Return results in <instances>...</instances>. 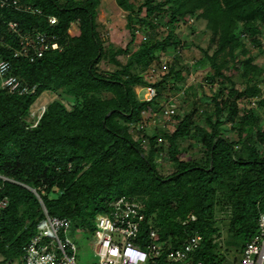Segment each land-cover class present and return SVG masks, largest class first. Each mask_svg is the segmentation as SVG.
I'll use <instances>...</instances> for the list:
<instances>
[{"label":"trees","instance_id":"obj_1","mask_svg":"<svg viewBox=\"0 0 264 264\" xmlns=\"http://www.w3.org/2000/svg\"><path fill=\"white\" fill-rule=\"evenodd\" d=\"M17 2L21 9L0 8V57L10 62L11 75L34 90L12 94L0 87V176L6 179H0V202L6 200L0 208V264L22 263V247L43 220L35 194L49 215L70 220L74 233L93 229L96 217L109 211L110 201L125 196L145 206L140 247H145L143 238L149 229L156 231L157 244L164 249L179 248L188 237L199 235L190 262L225 264L228 250H222L216 238L221 221L226 220L234 248L243 250L264 214V130L242 136L253 117L260 123V110L264 111V64H257L251 54L255 47L264 51V0H143L137 7L120 0L129 10L128 22L134 17L150 30L133 52L129 48L106 52L96 22L100 0ZM185 17L204 22L209 41L200 51L213 70L212 82L220 77L221 83L212 94L215 112L206 120L208 128L196 127L197 132H192L185 116L164 136L169 166L160 172L155 165L161 149L157 136L147 138L145 146L128 128L139 130L169 76L183 80V68L175 63L184 45L171 32L162 39L156 34ZM50 18H55L53 24ZM9 22L16 23L22 35L38 32L54 37L60 49L39 58L14 57V50L21 47L7 28ZM73 23L80 31L76 37L68 35ZM157 51L172 56V63L167 75L151 85L129 65L135 71L158 65ZM122 52L129 56L126 65L116 60ZM106 56L115 66L112 71L99 68ZM228 60L240 65L233 68L244 85L241 92L220 73ZM150 85L155 98L139 99L134 87ZM227 90L236 97L222 102L227 110L223 115L218 98ZM45 91L58 98L46 105L32 126L30 108ZM240 97L256 107H243L239 117ZM61 98L72 100L70 108ZM228 121H237L240 140L221 132L220 126ZM184 137L205 148L202 159H179L175 141ZM31 202L36 206L26 209ZM153 264H166L165 254Z\"/></svg>","mask_w":264,"mask_h":264},{"label":"rangeland","instance_id":"obj_2","mask_svg":"<svg viewBox=\"0 0 264 264\" xmlns=\"http://www.w3.org/2000/svg\"><path fill=\"white\" fill-rule=\"evenodd\" d=\"M64 1V0H59ZM155 2L157 0H154ZM135 7L143 2V0H130ZM129 10L126 6L120 3V0H100L97 7V30L100 34L103 46L108 52L121 50L124 51L129 48V52H133L137 49L140 41L147 36L146 33L150 30L147 27H142L139 22L133 17L128 22L127 14ZM139 16H143L140 13ZM164 20L163 23H165ZM127 25L134 27V30L130 31ZM141 27V28H140ZM74 29V30H73ZM77 23H73L68 31L70 37H74L78 32ZM173 33L176 40L180 41V44L184 45L182 49H179V57L177 68H183L182 77L183 80L177 81L176 78L171 75L169 81L165 83V89L161 91L160 96L155 101V105L152 107V112L146 114L142 120V126L137 129H133L132 125H129L128 131L134 139L142 138V144L148 146L147 138L157 136L158 146L161 147L160 151L155 156V165L160 172H165L168 168L169 163L164 159L166 154L167 143L164 140V136L170 135L177 123L185 116H188L191 122V131L197 132L196 127L208 128L207 118L213 117L215 112V106L212 101V94L221 83L220 77L212 82L209 75L212 74L213 70L207 59L202 56L200 49H205L208 46L209 32L205 30L204 22L194 21L193 18L185 17L182 20L172 23L169 26H163L160 28V32L156 34L159 39L165 38L168 33ZM132 34L134 41L132 40ZM215 45L212 49H209V54L213 52ZM264 50V48H263ZM156 56H159V64L150 66L147 69L138 67L137 71L134 65H129V70L138 73L148 84H155L159 82L170 70L172 63V56H166L161 52H156ZM251 54L256 58L257 64H264V51L262 52L258 48H253ZM118 63L126 65L129 60V56L125 53H120L116 56ZM239 68L240 65H233L228 60L226 66L220 70L223 76L231 78L232 82L236 85V91L241 92L244 89V85L238 81V72L234 68ZM99 68L105 71L114 70V64L109 62V58L106 56L99 64ZM152 68L155 70L152 71ZM168 79V78H167ZM228 86V82L224 81ZM261 86V84L259 85ZM146 87L135 86L134 92L136 96L145 100ZM236 95H232L228 90L223 93V96L218 98L219 110H222L223 115L226 114L227 110L224 108L222 102L229 98L233 100ZM58 98L57 95L50 91H45L40 94L34 101L31 108L39 105L41 102L46 105L52 100ZM67 108H70L72 100L67 98H61ZM71 101V102H69ZM173 105L174 114L170 117H166L162 114V110ZM256 107L254 103L248 104L245 97H240L237 100V107L239 111V117L242 114L243 107ZM262 120L258 123L254 117L248 123L245 133L242 136H246L248 133H254L258 130H264V111L260 110ZM220 121L223 122L222 115L219 117ZM28 122L32 123L31 117H28ZM237 123V121H236ZM233 122H224L221 126V132L225 137H230L234 140H240V136L237 135V125ZM242 139V137H241ZM177 152L179 153V159L184 161H192L194 159H202L204 147L196 142L194 138L184 137L177 138L175 141ZM239 145L235 147L234 151L239 149ZM227 221H221L219 237L216 240L222 246V250L226 251L225 264H236L241 257L243 250H236L234 240L229 238L227 231ZM94 228H86L82 231L77 230L69 232V236L76 245L75 259L77 264H90L97 261V257L94 254L93 241H94ZM74 233V234H73ZM236 260V262H235ZM1 261V257H0ZM235 262V263H233ZM6 264H23L19 260H13Z\"/></svg>","mask_w":264,"mask_h":264},{"label":"built area","instance_id":"obj_3","mask_svg":"<svg viewBox=\"0 0 264 264\" xmlns=\"http://www.w3.org/2000/svg\"><path fill=\"white\" fill-rule=\"evenodd\" d=\"M0 8L21 9L17 0H0ZM30 10L29 7L24 8ZM55 18H50L53 24ZM10 34L19 40V49L14 50V57H42L51 50H59L54 37L35 32L33 36L22 35L17 29V24H7ZM264 48V41L262 42ZM155 69L152 68V71ZM11 73L8 60L0 57V87L12 94H25L30 91L27 85ZM34 88L30 92H33ZM146 99L150 101L155 98L154 87L147 86ZM46 104L41 102L30 108L29 116L36 126L44 113ZM162 114L170 117L174 114L173 105L162 110ZM2 181L6 179L0 176ZM37 202L41 206L43 220L38 226L36 233L22 247L23 264H77L75 259L76 245L69 236L72 231V223L66 218L51 216L46 211L41 199L37 194ZM6 200L0 202V208L5 207ZM36 206L31 202L26 209ZM145 206L142 202L132 198L121 196L109 203V211L98 215L95 219L93 249L97 261L90 264H153L155 259L165 254L166 264H202L201 262H190L191 254L199 246L201 237L194 235L188 237L179 248L164 249L157 242V233L149 229L143 238L145 247H140V229L144 222L143 211ZM193 218L192 216L190 217ZM236 264H264V214L257 219L255 235L243 248L240 260Z\"/></svg>","mask_w":264,"mask_h":264},{"label":"crops","instance_id":"obj_4","mask_svg":"<svg viewBox=\"0 0 264 264\" xmlns=\"http://www.w3.org/2000/svg\"><path fill=\"white\" fill-rule=\"evenodd\" d=\"M78 32L75 34V36L74 37H76V36H78L79 34H80V31H79V29L77 30Z\"/></svg>","mask_w":264,"mask_h":264}]
</instances>
